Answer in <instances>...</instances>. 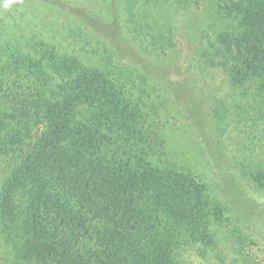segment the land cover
I'll return each instance as SVG.
<instances>
[{"label":"trees","instance_id":"16d2710c","mask_svg":"<svg viewBox=\"0 0 264 264\" xmlns=\"http://www.w3.org/2000/svg\"><path fill=\"white\" fill-rule=\"evenodd\" d=\"M217 2L236 18L216 37L232 54V74L257 83L264 98V0ZM11 49L0 45V220L19 214L10 264H171L184 235L213 239L200 179L152 166L132 142L145 136L139 126L107 118L134 111L106 108L121 94L104 74ZM256 133L261 140L264 127Z\"/></svg>","mask_w":264,"mask_h":264},{"label":"rangeland","instance_id":"374dc122","mask_svg":"<svg viewBox=\"0 0 264 264\" xmlns=\"http://www.w3.org/2000/svg\"><path fill=\"white\" fill-rule=\"evenodd\" d=\"M218 6L217 0H0V45L100 71L121 94L118 103L110 96L106 108L134 111L107 118L139 126L145 136L132 142L152 166L200 179L215 213L213 239L204 236L202 245L184 235L171 264H264V189L257 187L264 183V135L257 141L256 133L264 127V98L257 83L232 74V54L216 37L235 29L236 18ZM2 177L0 171V184ZM16 202L19 211L24 199ZM18 217L0 220V264L11 263Z\"/></svg>","mask_w":264,"mask_h":264}]
</instances>
